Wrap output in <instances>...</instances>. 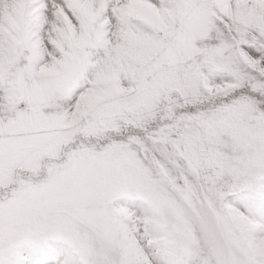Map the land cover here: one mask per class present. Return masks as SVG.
Segmentation results:
<instances>
[{"label": "snow or ice", "instance_id": "snow-or-ice-1", "mask_svg": "<svg viewBox=\"0 0 264 264\" xmlns=\"http://www.w3.org/2000/svg\"><path fill=\"white\" fill-rule=\"evenodd\" d=\"M0 264H264V0H0Z\"/></svg>", "mask_w": 264, "mask_h": 264}]
</instances>
